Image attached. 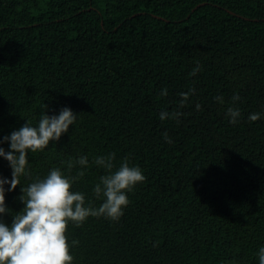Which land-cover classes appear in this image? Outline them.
I'll return each instance as SVG.
<instances>
[{"label":"trees","instance_id":"1","mask_svg":"<svg viewBox=\"0 0 264 264\" xmlns=\"http://www.w3.org/2000/svg\"><path fill=\"white\" fill-rule=\"evenodd\" d=\"M45 105L77 119L29 153V175L5 194L13 214L21 187L77 155L90 167L74 188L96 207L95 156L114 152L117 167L127 158L146 176L119 221L68 225L73 264H258L264 116L248 115L264 113V0H0V138ZM163 110L181 115L162 121ZM0 178H12L3 158Z\"/></svg>","mask_w":264,"mask_h":264},{"label":"clouds","instance_id":"2","mask_svg":"<svg viewBox=\"0 0 264 264\" xmlns=\"http://www.w3.org/2000/svg\"><path fill=\"white\" fill-rule=\"evenodd\" d=\"M200 70L197 62L190 75L195 76ZM194 91L189 89L180 93L181 105ZM159 95L167 96V88ZM215 99L225 103L223 96ZM240 99L238 94L232 96V106L226 110L229 123L239 122L241 111L235 104ZM200 107L196 105L197 109ZM46 109L45 105L35 124L26 119L21 127L0 138V158L6 160L12 169L10 180L0 178V264H73L70 248L78 242L73 240L69 244L68 225L81 226L89 217L119 221L130 204L129 193L146 180L141 167L130 163L127 158L117 167L114 152L95 156L91 164L105 171L92 187L94 199L100 202L96 207L91 199L86 201L84 192L74 188L90 167L87 154L77 155L64 162L66 170L52 167L46 175L35 177L26 187H21L23 208L13 214L6 205L5 194L16 189L21 176L29 175V153L43 151L50 142L59 141L77 119L78 114L67 106L51 115ZM180 115L179 112L163 110L159 119L178 120ZM262 116V112L249 113L248 119L254 122ZM164 139L167 143L172 142L166 134ZM4 144L8 145L7 150ZM73 169H76L75 175H71ZM6 216H11L10 222ZM256 256L258 264H264V245L258 248Z\"/></svg>","mask_w":264,"mask_h":264}]
</instances>
